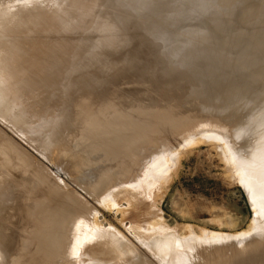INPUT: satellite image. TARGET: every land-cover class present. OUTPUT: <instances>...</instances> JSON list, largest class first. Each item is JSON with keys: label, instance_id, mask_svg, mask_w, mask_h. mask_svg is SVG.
<instances>
[{"label": "rangeland", "instance_id": "rangeland-1", "mask_svg": "<svg viewBox=\"0 0 264 264\" xmlns=\"http://www.w3.org/2000/svg\"><path fill=\"white\" fill-rule=\"evenodd\" d=\"M79 1L83 4L88 1V5L90 3L92 7V14H90L94 21L88 15L84 20V26L66 30L62 28L59 20L62 17L73 15L75 0H0V67H4L1 69L5 71L0 69V73L2 72L6 76L4 78L5 76L0 75V103H2L0 104V178L5 181L4 196L10 194L11 196H9L12 197V200L6 201L0 194V247L3 243V247L10 243L9 250L8 247L6 248L8 250L7 258L1 264H34V262H38L35 264H62L63 261H66L63 262L64 264H76L81 255L83 259L81 261L86 262L84 264H102L103 262H106L103 264H107L111 261V259L107 260L108 255H112L110 253L113 251L118 253L116 249L119 247V243L120 246L123 244L122 249L126 250L134 246L138 256L135 257L137 264H177L174 262L176 258L174 255L179 251L185 252L186 249L181 245L178 246V241H174V244H177L174 245L175 248L172 251L161 241H165L161 238H164L166 234H168L167 238L174 237V231H170V228L175 230V234L177 232L178 236H182L179 241L187 240L190 237L195 238V234L200 239L206 237V241L201 240L184 257V262L182 261L181 264H240L238 262L240 255L238 254L241 250L246 249L248 245L251 246L254 241H264V229H262L263 231L254 230V223L251 228L252 221L255 220V213L258 212L255 210L258 209H255V203L244 185L245 182L239 179L243 177L245 181L244 174L248 175L250 172L248 160H254L256 166L264 165V158L256 159L253 156V150L259 145L260 139L263 141L259 147L264 146V137H262L264 125L257 128V132L250 127L246 128L241 137L233 130L237 123H246L251 116L259 117L260 113L264 111V0ZM53 22L57 24H52ZM96 26H105L106 28L94 29ZM86 27H93V29L85 30ZM161 31L164 32V36L157 38L155 35H160ZM114 36L124 38L123 44L116 48L109 47L107 44L108 39ZM44 49L59 50L57 59L61 68L66 69L65 72L52 71L51 64L47 60H40L36 63L33 61V57L39 53V50ZM179 63L190 64L187 66L189 69L183 71L185 70L183 67L180 72H174L183 66H180ZM141 73L145 77L141 76ZM137 77L140 79L139 81ZM30 78H36L35 87L27 89V99L30 100L32 108H22V106L18 108L17 99L9 92H12L13 85L16 88ZM128 78H131V82L127 80ZM153 78L155 79L153 80ZM162 78L165 79L163 83L159 84L160 80L158 79L162 80ZM6 80L11 89L8 88V85H4ZM126 84L127 87H124ZM166 86L176 89V95L171 92L168 94ZM4 87H7L8 90ZM141 87L143 88L141 89ZM147 88L152 89L148 90ZM245 88H247V92H245ZM4 89L8 96L5 95L6 93L4 94ZM116 89H120V92ZM1 90L3 91L1 92ZM13 90H15L14 87ZM114 91L123 96L119 97L114 94ZM161 93L163 94L159 95ZM241 93L245 94L243 98H240ZM178 94L179 96H177ZM108 98L112 99L109 106L107 105ZM156 99L159 101L157 102ZM239 99L242 103L236 105ZM12 101H16V104ZM142 102L144 103L142 104ZM96 104L101 105L100 107L102 104H106V107L104 106L106 109H97ZM168 106L169 108H167ZM234 106H237L235 110H233ZM138 107L146 109L139 110ZM150 107H153L152 110ZM178 107L182 108L180 112ZM121 108L122 110H120ZM25 109L26 112L23 113ZM93 110L102 113L97 114ZM164 110L167 115L165 114L166 118L162 119ZM67 111L69 112L66 119L68 125L64 129L63 138L58 143L55 141L47 143L45 138L52 131L35 132L33 129H36L43 120L47 124L48 121L49 124L63 121L62 117ZM159 111H163V115ZM18 112L22 115H18ZM52 112L53 114H51ZM103 112L105 113L103 114ZM147 112L153 114L147 116L149 115ZM90 113H92L91 116L93 113L95 114L92 116V120L88 118L91 117ZM4 115L8 116V121ZM96 115L98 117L102 115L101 120ZM120 116L124 122H128V120L131 122L134 118V123L141 118L138 121L141 123L140 125L147 126L143 127V130L142 127H139L137 132L138 127L135 124L131 128L132 124L126 123L128 128L124 122H120ZM34 117L41 121L36 122ZM144 117L145 119H143ZM151 117L153 118L151 119ZM262 117L264 118V115ZM116 118L119 122H115ZM89 119L91 120L88 121L89 125L85 124ZM149 119L151 121L158 120L156 123L162 121L161 125L158 123L160 129L165 120H167L164 122L166 127L171 126L174 122L175 125L179 122L178 126L182 125L181 128L184 129L181 132V128L178 127L179 130L173 131L174 128H168V126L166 129L164 125L161 129L162 132L160 129L157 132V124L153 122V125L151 121L150 125L149 122L146 123ZM45 121L42 123L45 124ZM190 121L201 122V128L198 123L194 126V128L198 126L197 129L192 128L194 123ZM183 122H187L188 128H191L192 132H187L185 129L187 125ZM203 122L206 123L202 125ZM120 123L127 128L123 129V125L120 127ZM190 123L193 124L189 125ZM34 124L37 126L34 127ZM175 125L173 124L177 128ZM150 127L151 131H149ZM154 128L156 130L152 131ZM131 129L133 130L131 131ZM145 129L146 131H144ZM103 130L107 132H103ZM128 130L131 138L127 137ZM140 130L142 134L136 138V134L140 133ZM175 131L180 132L178 136ZM205 133L213 135L208 137V134L204 135ZM188 134L190 136L187 137ZM140 136H142V140L146 141L144 144L139 138ZM147 136L150 144L147 139L143 138H147ZM195 137H200L202 140L194 144L196 143L193 139ZM122 140L126 143L134 141L133 148L132 143L126 145L124 142L126 147L124 149V146L120 147ZM136 141L138 142L136 143ZM179 141L180 143H178ZM185 141H191V146L188 147L190 143L187 144ZM218 143L223 147L220 148ZM184 144H187L188 147L186 149L185 145V152ZM128 145L131 147L130 149L127 147ZM126 148L128 151L122 152V150H127ZM132 150L136 151V155H133L135 151L133 153ZM181 150L183 154L180 155ZM173 151H176L174 154L176 157L178 155L177 161L180 162L176 166L171 165V161L176 159L174 154L170 155ZM128 152L129 155L132 152L130 157ZM250 153L251 157H249ZM119 154L120 157L122 156L121 158L118 157ZM125 154L127 155L125 156ZM153 154L165 159L167 163L164 164L167 167L170 162L168 168L163 164L164 168L162 169L166 170L161 173H166V177L169 176L171 180L167 177L169 179L166 180L167 186L157 190V193L152 189V193L151 191L147 192L153 179L146 180L144 181L146 185L143 184L140 188L141 192L139 191V195L143 193L141 197L138 195L132 197V194H129L132 191V182L146 168V162L155 156ZM179 156L181 157L179 158ZM225 157H227V161H225ZM244 158L245 160H243ZM169 159L171 160L169 161ZM230 161L234 163L230 165ZM244 162H248V164H244ZM178 165H180L179 169L174 171ZM232 166L236 167L232 168ZM171 167H177L173 169L174 174H170L172 173L169 171ZM234 169L237 171L234 174L237 178L233 175ZM238 173L240 174L238 175ZM108 191L109 193H107ZM144 193L149 194L145 195ZM153 193L155 194L153 195ZM104 195L106 197L103 198ZM130 197L142 199L141 201L140 199L133 200ZM34 204L43 205L46 209H50L48 211L55 210L53 211L55 214L48 212L49 215L46 216L47 210L44 209L42 214L46 213L44 215L46 218H43V215L40 218L47 221L40 219L37 221L32 216ZM112 206L118 207L113 208ZM110 207L111 209H109ZM96 218L103 223L104 228L112 225L114 230L117 229L115 232L117 235H114L113 239L109 237L102 239L96 235L98 230L93 229L94 227L92 228L91 225L92 220H96ZM79 219L80 221L87 219L90 226H79L77 224ZM154 220L156 224H152L150 228V222L153 223ZM148 224L153 233L149 232ZM71 226L74 227L75 234L73 232L70 234V231H67ZM144 226L145 229H148L146 230L149 232L148 234H146ZM158 226L160 229L165 227L166 229L163 228L164 230L161 231L166 232L163 233L159 229L155 231ZM66 231L67 234H65ZM83 231L84 234H81ZM205 231L207 232L204 235ZM76 232H79L80 235ZM170 232H173L172 235ZM213 232L217 234L214 233L213 236H222L221 233L233 236L230 240L226 239L220 242L207 241L208 236H212ZM239 232L245 235L240 233L242 234L240 236L237 234ZM55 233L61 237L57 238ZM151 233L153 237L155 233L154 239ZM149 234L151 239L148 237ZM158 234L163 237H159ZM81 235L83 236L80 237ZM140 235L144 236H142L143 239ZM146 235L151 245L147 240H144ZM177 235H175V239ZM235 235L238 237L236 238ZM93 237L96 239L94 240ZM78 238L84 239L78 241ZM120 238H123V240L121 239L123 243L118 242ZM126 239L130 242H127ZM112 240L116 243L113 244ZM143 240L148 246H151L148 247L149 251ZM93 242L95 243L91 244ZM102 242L103 245L106 243L105 247L101 245L104 249L108 246L107 252L99 246V243ZM126 243L128 246H130L129 243H132L133 246L128 247ZM92 245L96 248L94 254L91 251L94 248ZM111 247L115 249L112 250ZM178 247L183 251L176 250ZM71 249L73 250L71 251ZM118 249L122 251L121 247ZM67 250L68 252H66ZM110 250L111 252L108 253ZM175 250L176 252H174ZM262 250H264V245ZM84 251L85 253L82 254ZM75 253H78V256ZM79 253H81L80 256ZM74 254L77 258H74ZM170 255L173 257L171 258ZM247 264H254V262Z\"/></svg>", "mask_w": 264, "mask_h": 264}, {"label": "bare ground", "instance_id": "bare-ground-1", "mask_svg": "<svg viewBox=\"0 0 264 264\" xmlns=\"http://www.w3.org/2000/svg\"><path fill=\"white\" fill-rule=\"evenodd\" d=\"M83 1H85V0H83ZM87 1V0H86ZM92 1V0H91ZM75 5H74V13H73V15L72 16H70V17H62V18H60V20H59V22H60V24H61V26H62V28L63 29H66V30H68V29H74V28H76V27H82V26H84V20L86 19V17L88 16V15H90L91 16V14H92V12H91V5H90V3H89V5L87 4L88 3V1H87V3L86 2H84V4L82 3V2H80L79 0H75ZM90 2V1H89ZM187 2V1H186ZM86 3V4H85ZM93 3V2H92ZM91 3V4H92ZM92 6H94V5H92ZM91 13V14H90ZM91 18H92V16H91ZM91 18H90V21L92 22V20H91ZM88 19V18H87ZM93 19V18H92ZM97 20V19H96ZM170 20V19H169ZM88 21H89V19H88ZM93 21H94V19H93ZM96 22V21H95ZM99 22V21H98ZM101 22V21H100ZM99 22V23H100ZM81 23H83V24H81ZM87 23V22H86ZM52 24H57V23H52ZM263 24V23H262ZM103 27H105V26H96L94 29H102ZM87 29H85V30H89V31H91L92 29H93V27L91 28V27H86ZM106 28V27H105ZM161 33H162V31H161ZM160 33V35H155V36H157V38H160L161 36H164L163 34H164V32L161 34ZM97 34V33H96ZM93 36V35H92ZM240 36V35H239ZM110 37V36H109ZM162 38V37H161ZM124 39V38H123ZM122 39V37L120 38V37H118V36H114V37H111L110 39H108V45H109V47L111 46L112 48H116V47H119V45H122L123 44V40ZM149 41V40H148ZM251 45V44H250ZM100 46V45H99ZM249 47V46H248ZM58 53H59V50L58 49H49V50H39V53H37L34 57H33V61H35V63L36 62H38V61H40V60H47V62H50V64H51V67H52V71L54 70V71H60V72H65L66 71V69L65 68H61V66H60V64H59V61H58V59H57V57H58ZM92 63V62H91ZM246 63H249V62H247L246 61ZM179 65L180 66H182L181 68H179V69H177V70H175L174 72H180L181 70H182V68L184 67L185 68V70H183V71H186V69H189V68H187V66L189 65L190 66V64H182V63H179ZM3 66V65H2ZM1 68H4V67H0V69ZM1 70H3V72H5L4 71V69H1ZM209 72V71H208ZM6 73H8V72H6ZM5 73V74H6ZM3 75V76H5L4 75V73H0V75ZM52 74V73H51ZM142 74V73H141ZM185 74V73H184ZM8 75V74H7ZM139 75V74H138ZM3 76H1V77H3ZM141 76H144V74H142ZM192 76V75H191ZM139 77V76H138ZM138 77H137V79H138ZM145 77V76H144ZM4 78H6V76L4 77ZM8 78V77H7ZM141 78V77H140ZM134 79V78H133ZM136 79V80H137ZM155 78H153V80H154ZM164 79L165 78H162V80L161 79H158V80H160V83L159 84H161V83H163V81H164ZM168 79H170V78H168ZM227 79V78H226ZM8 80V79H7ZM7 80L6 81H4L5 82V84L4 85H8L7 83ZM127 80H130V82H131V78L129 79H127ZM126 80V81H127ZM135 80V81H136ZM140 79H138V81H139ZM126 81H124V82H126ZM7 82V83H6ZM133 82V81H132ZM171 82V81H170ZM251 82V81H250ZM129 83V82H128ZM9 84H11V83H9ZM13 84V83H12ZM11 84V85H12ZM35 84H36V78H30V79H28V80H26L22 85H20V86H16V88H15V86L13 85V87H14V89L15 90H13V87H12V92H9V94L10 93H12V95L17 99H15V98H13V100H16L17 101V105H18V108H19V106H22V108H27V109H30V100H28L27 99V91L29 90V89H32V88H34L35 87ZM125 84V83H124ZM170 84V83H169ZM15 85H17V84H15ZM118 85H120V84H118ZM136 85H138V84H136ZM140 85V84H139ZM168 85V84H167ZM9 86V87H8ZM7 87L8 88H10V85H8ZM159 86V85H158ZM5 88L6 90H8V88ZM120 87V86H119ZM123 87V86H122ZM121 87V88H122ZM124 87H127V84H126V86H124ZM256 87V86H255ZM143 87H141V89H142ZM166 88L168 89V91H169V93L168 94H170V92L173 94H175L176 95V93L175 92H177L176 91V89H172V88H170L169 86H166ZM177 88V87H176ZM5 89H4V94L7 92V91H5ZM11 89V88H10ZM28 89V90H27ZM113 89V88H112ZM148 89V88H147ZM146 89V90H147ZM152 89V88H151ZM151 89H148V90H151ZM160 89V88H159ZM178 89H181V88H178ZM177 89V90H178ZM253 89V88H252ZM260 89H262V88H260ZM115 90V89H114ZM116 90H120V89H116ZM212 90V89H211ZM245 92H247L248 90H247V88H245ZM3 90H1V92H2ZM11 91V90H10ZM112 91V90H111ZM256 91V90H255ZM32 92H34V91H32ZM120 92V91H119ZM149 92V91H148ZM166 92V91H165ZM165 92H163V93H165ZM221 92V91H220ZM244 92V93H245ZM253 92V91H252ZM110 93V92H109ZM157 93H158V91H157ZM163 93H161V94H159V95H162ZM179 93H180V91H179ZM244 93H241V95H240V98L242 97L243 98V96H245V94ZM32 94V93H31ZM30 94V95H31ZM114 94H117V93H115V91H114ZM113 94V95H114ZM156 94V93H155ZM154 94V95H155ZM166 94V93H165ZM164 94V95H165ZM173 94V95H174ZM5 95H7V93L5 94ZM4 95V96H5ZM29 95V96H30ZM118 95V94H117ZM150 95V94H149ZM158 95V96H159ZM182 95V94H181ZM8 96V95H7ZM12 96V97H13ZM109 96V95H108ZM116 96V95H115ZM119 97H121V96H123V95H118ZM117 96V97H118ZM139 96V95H138ZM170 96V95H169ZM177 96H179V94L177 95ZM186 96V95H185ZM184 96V97H185ZM1 97V96H0ZM156 97V96H155ZM173 97V96H172ZM152 98H154V97H152ZM156 98H158V97H156ZM162 98V97H161ZM183 98V97H182ZM9 99H11V98H9ZM118 100H119V98H117ZM174 99V98H173ZM0 100H1V98H0ZM7 100V99H6ZM108 100H109V98H108ZM110 100H112V99H110ZM110 100L109 101H107V105L109 104V102H110ZM155 100V99H154ZM157 100V99H156ZM159 100H160V97H159ZM159 100H157V102L159 101ZM180 100H181V98H180ZM179 100V101H180ZM248 100V99H247ZM16 101L14 102V101H12V102H14V104H16ZM125 101H126V99H125ZM153 101V100H152ZM1 102V101H0ZM4 102H5V100H4ZM8 102H10V101H8ZM149 102V101H148ZM147 102V103H148ZM151 102V101H150ZM178 102V101H177ZM185 102H186V100H185ZM184 102V103H185ZM7 103V102H6ZM104 103H105V101H104ZM144 102H142V104H143ZM156 103V102H155ZM242 102L240 101V99H239V101L237 102V104L236 105H240ZM0 104H2V103H0ZM8 104V103H7ZM10 104H12V103H10ZM14 104H12V105H14ZM154 104V103H153ZM181 104V103H180ZM16 105V106H17ZM97 105V104H96ZM121 105V104H120ZM141 105V104H140ZM140 105H139V107H140ZM145 105V104H144ZM171 105V104H170ZM185 105V104H184ZM98 106V105H97ZM96 106V108L97 109H104L105 107H106V104H102V107H100V106H98L97 107ZM105 106V107H104ZM109 106V105H108ZM137 106V105H136ZM179 106V105H178ZM9 107V106H8ZM11 107V106H10ZM15 107V106H14ZM13 107V109H15ZM120 107V106H119ZM138 107V108H139ZM175 106H173V108H174ZM235 108L233 109V110H235L236 109V107L237 106H234ZM7 108V107H6ZM32 108V107H31ZM123 108V107H122ZM122 108L120 109V110H122ZM133 108V107H132ZM136 108V107H135ZM137 108V109H138ZM151 108V107H150ZM153 108V107H152ZM152 108H151V110H152ZM167 108H169V106L167 107ZM5 109V108H4ZM17 109V108H16ZM21 109V108H20ZM19 109V110H20ZM101 109V110H102ZM106 109V108H105ZM109 109V108H108ZM127 109V108H126ZM141 108H139V110H140ZM142 109H144V107H142ZM141 109V110H142ZM146 109V108H145ZM144 109V110H145ZM149 109V108H148ZM175 109V108H174ZM182 109V108H181ZM181 109H179V107H178V110H179V112H180V110ZM111 110V109H110ZM109 110V111H110ZM132 110V109H131ZM136 110V109H135ZM154 110H155V108H154ZM157 110H158V108H157ZM163 110V109H162ZM177 110V109H176ZM12 111V110H11ZM15 111V110H14ZM17 111H18V109H17ZM16 111V112H17ZM30 111V110H29ZM96 111V110H95ZM98 111V110H97ZM107 111V110H106ZM128 111V110H127ZM133 111V110H132ZM166 110H164V112H165ZM174 111V110H173ZM262 111V110H261ZM24 112H26V109H25V111H23V113ZM27 112H28V110H27ZM93 112H94V110H93ZM99 112H101V111H98V113L97 112H94V113H97V114H100ZM124 112V111H123ZM136 112V111H135ZM159 112H163V111H159ZM1 113V112H0ZM9 113V112H8ZM93 113V115H95ZM102 113V112H101ZM105 112H103V114H104ZM107 113V112H106ZM137 113V112H136ZM156 113H158V112H156ZM175 113V112H174ZM3 114V113H2ZM16 114V113H15ZM51 114H53V112L51 113ZM88 114V113H87ZM91 114L92 113H90V116H91ZM123 114V113H122ZM131 114V113H130ZM143 114H145V113H143ZM147 114H149V115H147V116H150V115H152L150 112L148 113L147 112ZM160 114V113H159ZM165 114L167 115V113L165 112L164 113V115H163V113H162V115H163V117L164 118H162V119H165L166 118V116H165ZM170 114V113H169ZM171 114H173V113H171ZM8 115V114H7ZM11 115H12V113H11ZM11 115H9V116H11ZM18 115H22V114H19V112H18ZM17 115V116H18ZM24 115H26V114H24ZM92 115V116H93ZM126 115V114H125ZM133 115H134V113H133ZM142 115V114H141ZM154 115H155V112H154ZM154 115H153V117H154ZM158 115V114H157ZM185 115V114H184ZM264 115V111L263 112H261L260 113V116L259 117H254V116H251L250 117V119H249V121H247L246 123H237V126L233 129L234 130V132L239 136V137H241V136H243V134H244V131H245V129L246 128H248V127H250L251 129H254V131L255 132H257V128H259V127H261V126H263L264 125V118L262 117ZM4 116H6V115H4ZM68 116H69V112L67 111V112H64V116L62 117V119H63V121L62 120H60V122H57V123H51V124H49V121H48V124H47V122L45 121V120H43L42 122H44L45 121V124L44 123H42L41 122V124L35 129V128H33L34 130H35V132L36 131H38V132H40V131H52V133L51 134H49L48 136H46V141H47V143H53L54 141H55V143H58L59 141H61V139L63 138V135H64V129L67 127V118H68ZM88 116V115H87ZM92 116L91 117H88V118H91V120H92ZM97 117H98V115H96ZM143 116V115H142ZM146 116V115H145ZM156 116V115H155ZM160 116V115H159ZM171 116V115H170ZM170 116L168 117L167 116V118H170ZM183 116V115H182ZM7 117L8 116H6V121H8L7 120ZM100 117V118H99ZM98 118H99V120H101V117H102V115L101 116H99ZM124 117V116H123ZM132 117V116H131ZM134 117H135V115H134ZM139 117V116H138ZM153 117H151V119L153 118ZM162 117V116H161ZM160 117V118H161ZM185 117V116H184ZM14 118V117H13ZM25 118V117H24ZM35 118V117H34ZM33 118V119H34ZM118 118V117H117ZM117 118H116V120H117ZM120 118H121V120H123V118H122V116H120ZM140 118V117H139ZM138 118V119H139ZM150 118V117H149ZM154 118H156V117H154ZM160 118H159V120H160ZM176 118V117H175ZM186 118V117H185ZM184 118V119H185ZM5 119V118H4ZM9 119H10V117H9ZM16 119V118H15ZM15 119H13V120H15ZM28 119V118H27ZM36 119V118H35ZM41 119H43L42 117H41ZM128 119H130L131 120V118H128ZM127 119V120H128ZM141 119V118H140ZM139 119V120H140ZM143 119H145V117L143 118ZM156 119H158V118H156ZM183 119V118H182ZM10 120H12V119H10ZM90 119L89 120H87V122H85V124L87 123L88 124V121H91ZM104 120V119H103ZM109 120V119H108ZM120 120V122H124V120L123 121H121ZM138 120V121H139ZM154 120V119H153ZM151 121L150 119L148 120V121H146V123L147 122H149V125H150V121H151V124L154 122L155 124H157V126H158V123L161 125V123H162V121L161 122H158V123H156L157 121L155 120V121ZM189 120V119H188ZM17 121H19V120H17ZM30 121V120H29ZM33 121V120H32ZM41 121V120H40ZM40 121H38L37 119H36V122H40ZM85 121V120H84ZM115 121V120H114ZM113 121V122H114ZM133 121H135L134 120V118H132V120H131V122H133ZM138 121H136V123H131V122H129V120H128V122H124V124L126 125V123L128 124H132V126L130 125V127L132 128L133 127V124H135L136 125V127H138L137 128V132H138V129H139V127L141 128L142 127V130H143V127L145 128L146 126H142V125H140L141 123L140 122H138ZM142 121V120H141ZM167 120H165L164 122H166ZM182 121H185V120H182ZM181 121V122H182ZM187 121V120H186ZM204 121V120H203ZM20 122H21V119H20ZM25 122V121H24ZM35 121H34V123H36ZM75 122V121H74ZM78 122V121H77ZM82 122V121H81ZM80 122V123H81ZM115 122H119V120H117V121H115ZM143 122V121H142ZM163 122V127H164V125H165V123ZM169 122V121H168ZM174 122V121H173ZM178 122V121H177ZM190 122H193V121H190ZM196 122V121H195ZM26 123H28L27 121H26ZM25 123V124H26ZM73 123V122H72ZM90 123H92V122H90ZM144 123V122H143ZM154 123H153V125H154ZM183 123H185V122H183ZM189 123V122H188ZM194 123V122H193ZM193 123H190L189 125H192ZM198 122H196V123H194V125H192L191 127L192 128H194V126H195V124H197ZM206 123V122H205ZM204 122L202 123V125L203 124H205ZM209 123V122H208ZM210 123H211V121H210ZM21 124V123H20ZM22 124H23V122H22ZM31 124V123H30ZM74 124V123H73ZM84 124V123H83ZM83 124H81V125H83ZM94 124V123H93ZM111 124H113V123H111ZM119 124V123H118ZM168 124V123H167ZM171 124V123H170ZM174 125H175V122L173 123ZM173 124L171 125V126H167L168 128H170V127H172V128H174L173 129V131L176 129V130H179V128H181V127H183L182 125H181V123H180V127L178 126L179 125V122H178V124L176 123V127L177 128H175L174 126H173ZM199 125L201 124V122H199L198 123ZM76 125V124H75ZM81 125H80V127H81ZM89 125V124H88ZM105 124H104V122H103V126H104ZM108 125V124H107ZM110 125V124H109ZM120 125H121V123H120ZM123 125V124H122ZM122 125L120 126V127H122ZM152 125V127H154ZM184 125V124H183ZM185 125H187V127L185 128L186 130H187V132H192L191 131V128L189 129L188 128V124H187V122L185 123ZM35 126H37V125H35L34 124V127ZM74 126V125H73ZM85 126V125H84ZM92 126H94V125H92ZM97 126V125H96ZM116 126H117V124H116ZM119 126V125H118ZM127 126V125H126ZM126 126H124L123 125V129H124V127H126ZM161 126V127H162ZM224 126V125H223ZM33 127V126H32ZM128 127V126H127ZM126 127V128H127ZM159 127V126H158ZM157 127V132H158V129H160V127L158 128ZM162 127V128H163ZM165 127H166V125H165ZM166 127V129H168ZM179 127V128H178ZM190 127V126H189ZM197 127L198 126H196V128H194V129H197ZM214 127V126H213ZM212 127V128H213ZM100 128H102V127H100ZM129 128V127H128ZM148 128H149V126H148ZM148 128H146V129H148ZM156 128V127H155ZM153 129L152 131H155L156 129ZM161 128V129H162ZM172 128H171V130H172ZM199 128H201V125H200V127ZM198 128V129H199ZM205 127L203 126V129H204ZM32 129V130H33ZM103 129V128H102ZM102 129H100V130H102ZM146 129L144 130V131H146ZM160 129V130H161ZM184 129V128H183ZM182 128H181V132H183L182 130H183ZM22 130H24V129H22ZM21 130V131H22ZM26 130V129H25ZM24 130V131H25ZM29 130V129H28ZM133 129H131V131H132ZM134 130H136V128L134 127ZM185 130V131H186ZM188 130H190V131H188ZM208 130V129H207ZM216 130H217V128H216ZM220 130V129H219ZM24 131H22V133H24ZM106 130H103V132H105ZM109 131V130H108ZM129 131V130H128ZM149 131H151V127H150V129H149ZM165 131V130H164ZM202 131V130H201ZM210 131H212V130H210ZM102 132V133H103ZM107 132V131H106ZM112 132V131H111ZM140 133H138V134H136L137 136H136V138L139 136V134H142V132H141V130L139 131ZM147 132H148V130H147ZM147 132H146V134H147ZM160 132H162V130L160 131ZM170 132V131H169ZM176 132V131H175ZM200 132V131H199ZM215 132V131H214ZM216 132H219V131H216ZM27 133V132H26ZM122 133V132H121ZM128 133V132H127ZM133 133H134V131H133ZM149 133H151V132H149ZM153 133V132H152ZM165 133H166V131H165ZM172 133V132H171ZM178 133H180V132H178ZM178 133L176 132V134H177V136H178ZM220 133V132H219ZM108 134V133H107ZM145 134V133H144ZM157 135H158V133H156ZM160 134V133H159ZM174 134V133H173ZM196 134V133H195ZM202 134V133H201ZM206 134H208V137H209V135H211L210 133H205L204 135H206ZM222 134V133H221ZM115 135V134H114ZM132 135V134H131ZM193 135V134H192ZM213 135V134H212ZM212 135H211V137H212ZM101 136V135H100ZM130 136V131H129V134L127 135V137H129ZM146 136V135H145ZM172 136V135H171ZM186 136V135H185ZM184 136V137H185ZM188 136H190L189 134L187 135V137ZM199 136V135H198ZM201 136V135H200ZM202 136H203V134H202ZM207 136V135H206ZM215 136V135H214ZM214 136H213V139H214ZM103 137V136H102ZM110 137V136H109ZM134 137H135V135H134ZM134 137H132L133 138V140H134ZM152 137H153V135H152ZM183 137V138H184ZM187 137H185V138H187ZM207 137V138H208ZM210 137V138H211ZM262 137H264V134L262 135ZM104 139H105V137H103ZM111 138V137H110ZM126 138V137H125ZM129 138H131V136L129 137ZM129 138H128V141H129ZM139 138H141V140H142V136H140ZM144 139H147V142H148V144H150L149 143V140H148V136H147V138H145V137H143ZM150 138V137H149ZM204 138V137H203ZM206 138V137H205ZM209 138V139H210ZM219 138V137H218ZM217 138V139H218ZM124 139V138H123ZM127 139V138H126ZM125 139V140H126ZM194 139V141L196 142V143H194V144H197V142L199 141V140H202L200 137H198V138H193ZM229 139V138H228ZM242 139V138H241ZM240 139V140H241ZM100 140H101V138H100ZM103 140V139H102ZM131 140V139H130ZM132 140V141H133ZM137 140H140V139H137ZM158 141H159V139H157ZM161 140V139H160ZM168 140V139H167ZM188 140H191V139H188ZM222 140V139H221ZM128 141H127V143L126 142H124V140H122V144H121V142H118V143H120L121 144V146L120 147H122V146H124V144H130L131 145V143H132V148H133V144H134V141L133 142H130V143H128ZM143 141V144H144V141L145 140H142ZM183 141V140H182ZM214 142H215V140H213ZM242 141V140H241ZM262 141L263 140H261L260 139V143H259V145L257 146V148L255 149V150H253V156L256 158V159H258L259 157L260 158H264V146L263 147H259V146H261V143H262ZM123 142H124V144H123ZM138 141H136V143H137ZM146 142V141H145ZM186 142V141H185ZM191 142V141H190ZM190 142H186L187 144L188 143H190ZM230 142V141H229ZM135 143V144H136ZM168 143V142H167ZM178 143H180V141L178 142ZM177 143V144H178ZM216 144H217V142H215ZM221 143V142H220ZM139 144H140V142H139ZM147 144V143H146ZM153 144H154V142H153ZM153 144H151V145H153ZM175 144V143H174ZM187 144H184V152H185V150L189 147V145L191 146V143L190 144H188V147H187ZM192 144H193V141H192ZM193 144V145H194ZM163 145H164V143H163ZM162 145V146H163ZM170 145V144H169ZM173 145V144H172ZM182 145H183V143H182ZM181 145V146H182ZM185 145H186V149H185ZM218 145H220L219 143H218ZM142 146V145H141ZM146 146H148V145H146ZM145 146V147H146ZM154 146V145H153ZM165 146H167V144H165ZM221 146L223 147V145H220L219 147L221 148ZM119 147V148H120ZM126 146H124L123 147V149L125 148ZM127 147H129V149L131 148L129 145L127 146ZM138 147V146H137ZM144 147V146H143ZM144 147V148H145ZM169 147V146H168ZM171 147V146H170ZM169 147V148H170ZM182 147V148H183ZM225 147V146H224ZM135 148V147H134ZM232 148V147H231ZM98 149H100L99 147H98ZM127 149V148H126ZM152 149V148H151ZM162 149V148H161ZM164 149V148H163ZM162 149V150H163ZM178 149H179V147H178ZM180 149H181V147H180ZM223 149V148H222ZM233 149V148H232ZM119 150V149H118ZM122 150V149H121ZM136 150V149H135ZM134 150V151H135ZM138 150V149H137ZM160 150V149H159ZM226 150V149H225ZM228 150V149H227ZM226 150V151H227ZM1 151V150H0ZM3 151V150H2ZM100 151V150H99ZM110 151V150H109ZM120 151V150H119ZM123 151H125V153H126V151H128V149L127 150H122V152ZM131 151V150H130ZM134 151L132 150V152L134 153ZM182 151V150H181ZM223 151H224V149H223ZM222 151V152H223ZM225 151V152H226ZM7 152V151H6ZM112 152H115V151H113L112 150ZM111 152V153H112ZM132 152H131V154H132ZM140 152V151H139ZM158 152V151H157ZM161 152V151H160ZM159 152V153H160ZM164 152V151H163ZM176 152V151H175ZM174 151L172 152V154H170L171 156L175 153ZM178 152V151H177ZM230 152V151H229ZM246 152H247V150H246ZM250 152V151H249ZM248 152V153H249ZM3 153H5V152H3ZM101 153V152H100ZM105 153V152H104ZM121 153V152H120ZM165 153H166V151H165ZM180 153V152H179ZM179 153H177V154H179ZM7 154V153H6ZM124 154V153H123ZM128 155H129V152L127 153ZM127 154H125V156L127 155ZM131 154L129 155V157L131 156ZM156 154V153H155ZM155 154H153V155H155ZM158 154V153H157ZM161 154V153H160ZM159 154V155H160ZM176 154V155H177ZM181 154H183V151H182V153H180V155ZM229 154V153H228ZM238 154H240V153H238ZM243 153H241V155H242ZM246 154V153H245ZM1 155H2V152H1ZM103 155V154H102ZM133 155H136V151H135V154H133ZM227 155V154H226ZM3 156H4V154H3ZM107 157H108V154L106 155ZM230 156V155H229ZM228 156V157H229ZM239 157H240V155H238ZM243 156V155H242ZM248 156V155H247ZM116 157V156H115ZM118 157H120V154L118 155ZM122 157V156H121ZM120 157V158H121ZM148 157V156H147ZM174 157H176L175 156V154H174ZM177 157H178V155H177ZM176 157V159H173L172 161H171V165L172 166H176V164L178 163V161H177V158ZM181 156H179V158H180ZM223 157H224V155H223ZM222 157V158H223ZM249 157H251V153H250V155H249ZM4 158V157H3ZM8 158V157H7ZM10 158H11V155H10ZM10 158H9V160H10ZM114 158V157H113ZM132 158V157H131ZM134 158V157H133ZM142 158V157H141ZM172 158V157H171ZM226 158L227 157H225V161H227L226 160ZM246 158V157H245ZM245 158L243 159V160H245ZM1 159V158H0ZM119 159V158H118ZM242 159V158H241ZM247 159V158H246ZM249 159V158H248ZM114 160V159H113ZM117 160V159H116ZM124 160V159H123ZM126 160V159H125ZM140 160V159H139ZM164 160V161H163ZM167 160H168V158H167ZM171 159H169V161H170ZM180 160V159H179ZM223 160V159H222ZM230 160V159H229ZM8 161V160H7ZM128 161V160H127ZM141 161V160H140ZM168 161V162H169ZM224 161V160H223ZM249 161V167H250V172L248 173V175L246 174H244V177H245V181L243 180L244 178L242 177V178H239V179H241V181H243V182H245V184L244 185H246V189L248 190V192H249V194L252 196V199H253V202L255 203V205L254 206H256V208L255 209H258V210H255V212L256 211H258V212H254L255 214H256V216H255V220H254V222L252 221V226H251V228H253V223H254V230L255 229H257V230H259V231H263L262 229H264V165L263 166H256V164H255V162H254V160L253 161H251V160H248ZM246 162V161H245ZM244 162V164H248V162L247 163H245ZM9 163V162H8ZM126 163H128V162H126ZM125 163V164H126ZM164 163H167V162H165V159H162L161 157H159V156H154V157H152L149 161H147L146 162V168L141 172V174L140 175H138V177L132 182V185H133V187H132V191H131V193H129V194H132V197H135V195H138V196H140L141 197V195L143 194H141V195H139L140 193H139V191H140V188H142L141 186L143 185V184H145L144 183V181H146V180H152L153 179V186H152V183H151V187H150V189L147 191V192H150L151 191V189H152V191L153 192H156L157 190L159 191L161 188H163L164 186H167V184L168 183H166V180L169 178V176H167L166 177V173L164 174V173H161V171H165L164 169H162V168H164L163 166L165 165ZM230 165H232L233 163L230 161ZM124 164V163H123ZM133 164V163H132ZM164 164V165H163ZM178 164H180V162L178 163ZM236 164V163H235ZM5 165V164H4ZM169 165H170V162H169ZM169 165H168V167H169ZM228 165H229V162H228ZM100 166V165H99ZM136 166V165H135ZM166 166V165H165ZM179 166L180 165H178V168L177 167H175V168H177V169H175V168H173V167H171L170 169H169V171H171L172 173H170V174H174V172H173V169H175L174 171H177L178 169H179ZM0 167H1V165H0ZM138 167V166H137ZM143 167H145V166H143ZM167 166H166V168H168ZM234 166H232V168H233ZM236 167V166H235ZM234 167V168H235ZM130 168V167H129ZM162 169V170H161ZM172 169V170H171ZM236 169H238V168H236ZM247 170V169H246ZM89 171V170H88ZM115 171V170H114ZM234 171V173H233V175L234 174H236L237 173V171H235V169L233 170ZM239 171V170H238ZM90 172V171H89ZM232 172V171H231ZM230 172V174H232ZM240 172V171H239ZM10 173V172H9ZM91 173V172H90ZM244 173V172H243ZM6 174V173H5ZM170 174H168L167 173V175H170ZM240 173H238V175H239ZM173 176V175H172ZM234 176H236V175H234ZM234 176H232V177H234ZM238 177H241V176H238ZM236 178H237V176H236ZM1 180H0V194H1V196H2V199L3 200H6V201H10V200H12V197H10L9 195H6L5 194V196H4V194H3V190H5V181L2 179V178H0ZM170 179V178H169ZM168 179V180H169ZM37 180H38V178H37ZM150 180V181H151ZM171 180V179H170ZM44 182V181H43ZM126 182V181H125ZM148 182V181H147ZM168 182V181H167ZM126 185V184H125ZM146 185V184H145ZM145 185H144V187H145ZM123 186V185H122ZM121 186V187H122ZM127 188H128V186H126ZM130 187V186H129ZM148 187H149V185H148ZM127 188H126V190H127ZM116 189V188H115ZM114 189V190H115ZM145 189V188H144ZM143 189V190H144ZM147 190V189H146ZM111 191V190H110ZM112 191H113V189H112ZM121 191H122V189H121ZM145 191V190H144ZM152 191H151V193H152ZM157 191V192H158ZM116 192H117V189H116ZM141 192V191H140ZM156 192V193H157ZM107 193H109V191L107 192ZM111 193V192H110ZM114 193V192H113ZM3 194V195H2ZM105 195H108V194H106V193H104ZM145 194V193H144ZM147 194H149V193H147ZM147 194H145V195H147ZM155 193H153V195H154ZM102 196L103 198L104 197H106V196ZM113 195V194H112ZM152 195V194H151ZM150 195V196H151ZM14 196V195H13ZM110 196V195H109ZM144 196V195H143ZM142 196V197H143ZM149 196V195H148ZM148 196H146V197H148ZM140 197H138V198H131V199H133V200H137V199H140V201H141V199L142 198H140ZM145 197V196H144ZM109 198V197H108ZM149 198V197H148ZM147 198V199H148ZM151 198V197H150ZM251 198V197H250ZM101 200H102V198H100ZM99 199V200H100ZM107 199V198H106ZM144 200V199H143ZM145 200H146V198H145ZM162 200V199H161ZM51 201H53V200H51ZM101 202V201H100ZM103 202V201H102ZM119 203V202H118ZM141 203V202H140ZM144 203V202H143ZM142 203V204H143ZM121 204V203H120ZM141 204V205H142ZM47 205V204H46ZM102 205H103V203H102ZM117 205V204H116ZM146 205V204H145ZM122 206V205H121ZM120 206V207H121ZM113 207V206H112ZM118 206H115V207H113V208H117ZM119 207V208H120ZM146 207V206H145ZM118 208V209H119ZM44 209H46V207H44L43 205H35L34 204V206H33V209H32V216L34 217V219H36L37 221L40 219L41 221L43 220H46V219H41L40 217H41V215H45L46 213L45 212H43V213H45V214H42V211L44 210ZM109 209H111V207L109 208ZM118 209H116V210H118ZM123 209V208H122ZM138 209V208H137ZM47 210V214H46V216L47 215H49L48 214V212L50 213H53V211H55V210H51V211H48V210H50V209H46ZM120 211V210H119ZM53 214H55V213H53ZM52 214V215H53ZM57 214V213H56ZM14 215V214H13ZM46 216H44L43 218H46ZM51 216V215H50ZM54 216V215H53ZM52 216V217H53ZM62 216H63V214H62ZM52 217H51V219H52ZM56 217V216H55ZM64 217V216H63ZM68 217V216H67ZM98 217V216H97ZM158 217V216H157ZM161 217V216H160ZM162 218V217H161ZM48 220H49V217L47 218ZM89 219V218H88ZM158 219H160L159 217H158ZM59 220V219H58ZM61 220V219H60ZM62 220H64V219H62ZM82 220V219H81ZM87 220V219H86ZM86 220H82V221H80V219L77 221L78 223V225L79 226H82V227H87V226H90V224H89V222L88 221H86ZM89 220H91V219H89ZM40 221V222H41ZM47 221V220H46ZM51 221V220H50ZM52 221H54V219H52ZM51 221V222H52ZM93 221V223L91 224L92 225V228L93 229H97L98 231V234H96V235H98L100 238H102V239H104V238H110V239H113L112 237L114 236V235H117V234H115V232L117 231V229L116 230H114V227L111 225V226H109V227H106V228H104L105 226L103 225V223L98 219V218H96V220H92ZM91 221V222H92ZM55 222V221H54ZM63 222V221H62ZM61 223V222H60ZM75 223V222H74ZM150 228H151V226H152V224H156L155 223V220L153 221V223L152 222H150ZM60 225V224H59ZM63 225V224H62ZM70 225V224H69ZM69 225H68V228H69ZM71 225H72V223H71ZM147 226V225H146ZM75 227H76V225H75ZM59 228L61 229V226H59ZM104 228V229H103ZM132 228V227H131ZM140 228H141V226H140ZM147 228H149V224H148V226H147ZM150 228H149V232L150 231H152V229L150 230ZM166 229L165 227H162L161 229H160V227L158 226V228H156L155 229V231H157L158 229L161 231L162 229ZM167 228L169 229V227L167 226ZM251 228H250V230H251ZM56 229H57V226H56ZM83 229V228H82ZM85 229V228H84ZM106 229V230H105ZM142 229V228H141ZM144 229H145V226H144ZM153 229H154V226H153ZM163 229V230H164ZM167 229V231H169ZM190 229V228H189ZM65 230V229H64ZM139 230V229H138ZM146 230H148V229H145V231ZM174 231V237H169V238H167V236L166 235H168V234H163V235H165V237L164 238H161V239H164L165 241H163V240H161L162 242H164L165 243V245H167L168 247H170L171 249H172V251L174 250V248H175V244H177L178 243V246L179 245H181V246H183L186 250H185V252L182 250V248H180V247H178L176 250H182L183 252H181V251H179V253H177L176 255H174V256H176V258H175V260H174V262H176L177 264H181V262L183 261V259H184V257L188 254V253H190L191 252V250H193V248L195 247V246H197V244L199 243V242H201V240L202 241H206V237H205V239H200L196 234L194 235V236H196L195 238H191L190 236H188V237H190V238H188L187 240H182V241H179V239L182 237H180V236H178L177 235V232H176V234H175V230H173V229H171L170 228V231ZM249 230V231H250ZM254 230H253V232H254ZM50 231V230H49ZM61 231V230H60ZM67 231H70V234L73 232V231H75L74 230V227H72L71 226V228H70V230L69 229H67ZM67 231L65 232V234H67ZM82 231V230H81ZM90 231V230H89ZM136 231H137V229H136ZM190 232H191V229L189 230ZM57 232H59V231H57ZM63 232V231H62ZM91 232V231H90ZM144 232V231H143ZM147 233L146 234H148L149 232L148 231H146ZM161 232H163V231H161ZM160 232V233H161ZM164 232H166V231H164ZM163 232V233H164ZM194 232V231H193ZM206 232L207 231H205V233H204V235L206 234ZM210 232V231H209ZM208 232V233H209ZM244 232V231H243ZM246 233L248 232L247 230L245 231ZM42 233V232H41ZM48 233V232H47ZM76 233H78L79 234V232H76ZM104 233V234H103ZM138 233V232H137ZM152 233H153V231H152ZM152 233H151V236H152ZM159 233V234H160ZM171 234L170 235H172V233L173 232H170ZM216 234V232H213L212 233V236H208V240L207 241H215V242H220V241H222V240H226V239H231V236H233V235H231V236H226V235H223L222 233L220 234V235H222V236H213V234ZM240 233H242V232H239V233H237L238 235H245L244 233H242V234H240ZM251 233V232H250ZM56 234V233H55ZM58 234H60V232L58 233ZM73 234H75L74 232H73ZM81 234H84V231H83V233L81 232ZM159 234H158V236H159ZM190 235L192 234V233H189ZM210 235H211V232L209 233ZM214 234V235H215ZM219 234V233H218ZM236 234V235H237ZM49 235V234H48ZM50 235H52L51 233H50ZM61 235V234H60ZM80 235V234H79ZM78 235V236H79ZM88 235H91V234H89L88 233ZM119 235H120V232H119ZM154 235V237H156L155 236V233L153 234ZM169 235V236H170ZM175 235H177L176 236V239H175ZM180 235H183L182 233H180ZM193 235V234H192ZM217 235V234H216ZM235 235V236H236ZM56 236H57V234H56ZM75 236V235H74ZM83 235H81L80 237H82ZM85 236H87V235H85ZM94 236H95V234H94ZM124 235H122V237H123ZM141 237L143 236V235H140ZM140 236H139V239H140ZM144 236H145V234H144ZM143 236V237H144ZM186 236V235H185ZM193 236V237H194ZM207 236V235H206ZM239 236V237H240ZM41 237V236H40ZM50 237H52V236H50ZM61 237V236H60ZM60 237H58L57 236V238H60ZM89 237V236H88ZM117 237V236H116ZM125 237V236H124ZM143 237H142V239H143ZM148 237H150V234L148 235ZM153 237V236H152ZM154 237H153V239H154ZM159 237H163V236H159ZM159 237H157V238H159ZM179 237V238H178ZM238 236H236V238H237ZM49 238V237H48ZM53 238V237H52ZM55 238V237H54ZM84 238H86V237H84ZM83 238V239H84ZM92 238V237H91ZM115 238V237H114ZM166 238V239H165ZM177 238H178V240H177ZM183 238H185L184 236H183ZM233 238H235V237H233ZM75 239V238H74ZM79 240L78 241H80V240H83V239H81V238H78ZM93 239H94V237H93ZM92 239V240H93ZM96 239V238H95ZM94 239V240H95ZM99 239V238H98ZM116 239H118V237L116 238ZM123 240V238H120L119 240H118V242H122V240ZM138 239V238H137ZM150 239H151V237H150ZM53 240V239H52ZM55 240H58V239H55ZM77 240V239H76ZM75 240V241H76ZM91 240V239H90ZM91 240V241H92ZM93 240V241H94ZM101 240V239H100ZM115 240V239H114ZM127 240V239H126ZM126 240H124L125 242H126ZM145 241L147 240V242H148V238H147V235H146V239H144ZM143 240V243L145 242ZM234 240H237V239H234ZM47 241H48V239H47ZM90 241V242H91ZM109 241V240H108ZM113 241V240H112ZM111 241V242H112ZM116 242H117V240H115ZM115 241H113L112 243L114 244V242ZM139 241H141V240H139ZM174 241H178L177 243H175L174 244ZM56 242V241H55ZM83 242V241H82ZM82 242H80V243H82ZM95 242H99V241H95ZM95 242H93V243H91V244H94ZM104 242H106V241H104ZM110 242V243H111ZM115 242V243H116ZM127 242H130V241H128L127 240ZM150 242V241H149ZM149 242H148V244H149ZM158 242V241H157ZM62 243V242H61ZM75 243V242H74ZM73 243V244H74ZM107 243V242H106ZM106 243H104V245L106 246ZM123 243V242H122ZM146 243V242H145ZM159 243V242H158ZM1 244H2V242H1ZM4 244V243H3ZM2 244V245H3ZM10 244V243H9ZM9 244H5V246L3 247L2 245H1V249H0V264L1 263H3V262H5V260H6V258H7V253H8V250H9ZM72 244V245H73ZM76 244V243H75ZM78 244V243H77ZM100 244V245H99ZM97 243V245H99V246H101V245H103V242L102 243ZM118 244V243H117ZM127 244V243H126ZM160 244H163V243H161L160 242ZM160 244H158V245H160ZM67 245V244H66ZM70 245V244H69ZM79 245V244H78ZM96 245V244H95ZM103 245V246H104ZM129 245L130 246H133L132 245V243H129ZM149 245H151V244H149ZM201 245V244H200ZM203 245V244H202ZM263 245H264V241H261V240H257V241H254V242H252V245L250 246V245H248V247L246 248V249H244V250H241L240 251V253L238 254V255H240L239 256V260H238V262L241 264V263H245V264H247V263H251V262H254V264H257V263H259V264H264V250H262V248H263ZM75 246H77V245H75ZM79 246H81V244L79 245ZM85 246V245H84ZM93 246V245H92ZM91 246V247H92ZM103 246H101V247H103ZM104 246V247H105ZM111 246V245H110ZM114 246V245H113ZM119 247H121V249H122V246H123V244H122V246H120V243H119V245H118ZM118 246H115V247H118ZM127 246H128V244H127ZM130 246H128V247H130ZM145 246V245H144ZM146 246H147V249H148V247H151V246H148L147 245V243H146ZM145 246V247H146ZM166 246V247H167ZM8 247V250L6 249ZM67 247V246H66ZM69 247V246H68ZM73 247H74V245H73ZM78 247V246H77ZM86 247V246H85ZM94 247V246H93ZM104 247H103V249H104ZM118 247V248H119ZM126 247V246H125ZM165 247V246H164ZM177 247V246H176ZM200 247V246H199ZM42 248V247H41ZM107 248H108V246H107ZM106 248V249H107ZM112 248V247H111ZM116 249V251H118V253L116 252L115 253V251H113V252H111V250L110 251H108V253L109 252H111L110 254H112V255H108L109 257L107 258V257H104V258H107V260L108 259H111V263L112 264H118V263H120L121 262V264H137L136 263V261H135V259L138 257L137 256V251H136V249L134 248V246L133 247H130L129 249L127 248V250L124 252L123 250L124 249H122V251H119V249ZM153 248V247H152ZM154 248H156L157 250H159V248H157L156 246H154ZM161 248H162V246H161ZM160 248V249H161ZM63 249V248H62ZM83 249V248H82ZM85 249V248H84ZM94 249H96L95 247L94 248H92V253L94 254ZM98 249H99V247H98ZM106 249H104V250H106ZM113 249H115V248H112V250ZM120 249V250H121ZM164 249H166V248H164ZM73 249H71V251H72ZM109 250V249H108ZM150 249H148V251H149ZM168 250V249H167ZM176 250L174 251V252H176ZM38 251V250H37ZM64 251V250H63ZM86 251H87V249H86ZM101 251V250H100ZM103 251V250H102ZM171 251V252H172ZM66 252H68V250L66 251ZM70 252V251H69ZM75 252V251H74ZM76 252H77V250H76ZM105 252H107V250L105 251ZM158 252V251H157ZM169 252V251H168ZM178 252V251H177ZM83 253H85V251L84 252H82V254ZM152 253H153V251H152ZM162 253H164L163 251H162ZM221 253V252H220ZM65 254V253H64ZM69 254V253H68ZM76 254V253H75ZM75 254L73 255L74 256V258H77V257H75ZM78 254V253H77ZM76 254V256H78ZM92 254V255H93ZM158 254V253H157ZM166 255H168L167 253H165ZM172 254V253H171ZM37 255V254H36ZM71 255V254H70ZM70 255H69V260H70ZM81 255V253H79V256ZM158 255H163V254H158ZM236 255V254H235ZM61 256V255H60ZM64 256V255H63ZM66 256V255H65ZM64 256V257H65ZM94 256V255H93ZM155 256V255H154ZM171 256V255H170ZM170 256H169V258H170ZM36 257V256H35ZM68 257V256H67ZM96 257V256H95ZM101 257H102V255H101ZM136 257V258H135ZM164 257H166L165 255H164ZM164 257H163V261H164ZM173 256H171V258H172ZM34 258V257H33ZM78 258H80L79 260H77V263L76 264H84V263H86V262H84L83 263V261H81V260H83L82 259V255H81V257H78ZM92 258V257H91ZM90 258V259H91ZM134 258V259H133ZM158 258L160 259V256H158ZM167 258V257H166ZM165 258V259H166ZM168 258V259H169ZM64 259V258H63ZM68 259V258H67ZM102 259V258H101ZM36 260H38V259H36ZM66 260V259H65ZM86 260V259H85ZM84 260V261H85ZM93 260H95L94 258H93ZM104 260V259H103ZM106 260V259H105ZM63 261V260H62ZM68 261V260H67ZM95 261H97V260H95ZM33 262V261H32ZM64 262V261H63ZM62 262V264H64ZM89 262H90V260H89ZM103 262V261H102ZM108 263L107 262V264H111V263ZM116 262H118V263H116ZM184 262V261H183ZM182 262V263H183ZM35 263H38V262H34V264ZM69 263V262H68ZM103 263H106V262H103ZM102 263V264H103ZM31 264V263H30ZM67 264V263H66ZM89 264V263H88ZM92 264V263H91ZM94 264V263H93Z\"/></svg>", "mask_w": 264, "mask_h": 264}]
</instances>
